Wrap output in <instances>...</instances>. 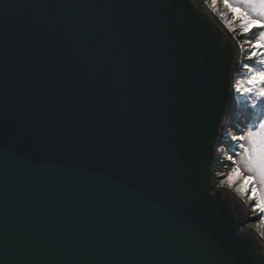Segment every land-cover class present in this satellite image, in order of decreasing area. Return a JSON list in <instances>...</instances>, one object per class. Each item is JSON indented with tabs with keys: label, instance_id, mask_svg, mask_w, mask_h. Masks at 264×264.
<instances>
[{
	"label": "water",
	"instance_id": "95a60500",
	"mask_svg": "<svg viewBox=\"0 0 264 264\" xmlns=\"http://www.w3.org/2000/svg\"><path fill=\"white\" fill-rule=\"evenodd\" d=\"M209 9L0 0V264L264 259L214 172L241 51Z\"/></svg>",
	"mask_w": 264,
	"mask_h": 264
},
{
	"label": "snow or ice",
	"instance_id": "6c2138e0",
	"mask_svg": "<svg viewBox=\"0 0 264 264\" xmlns=\"http://www.w3.org/2000/svg\"><path fill=\"white\" fill-rule=\"evenodd\" d=\"M217 3L218 0H212L214 7ZM222 3L226 12L221 13V17L232 32L244 38L240 48L243 50L244 44L248 45L245 59L253 63L243 66L253 71V75L244 91L255 97L251 101L252 107L259 106L261 110L254 122L239 129L240 135L232 136L233 141H239L235 147L240 151L234 150L239 163L233 160V156L228 157L235 165L228 181L233 183L238 179L237 191L251 193L249 198L256 202L253 211L258 209L264 213V0H222ZM229 14L230 20L227 18ZM255 257L253 264H264V259Z\"/></svg>",
	"mask_w": 264,
	"mask_h": 264
},
{
	"label": "bare ground",
	"instance_id": "6f19581e",
	"mask_svg": "<svg viewBox=\"0 0 264 264\" xmlns=\"http://www.w3.org/2000/svg\"><path fill=\"white\" fill-rule=\"evenodd\" d=\"M204 2H206L208 5H209V7H210V9H211V12H212V14L214 13V15L224 24V25H227L226 23H225V20L221 17V13H225L226 12V9L224 8V6H223V3H222V0H218V3H217V5L214 7L213 6V4H212V0H204ZM201 4L203 5V1H201ZM204 6V5H203ZM209 9V10H210ZM229 20L231 19V15L229 14L228 15V17H227ZM236 25H234V27H235ZM233 35L236 37V40L238 41V43H239V45H240V43H242L243 42V40H240V38H243V37H241V36H239V35H237V34H235L234 32H233ZM247 48H248V45L247 44H244V49L242 50L241 48H240V46H239V50L241 51L240 52V54L242 55V57H241V55H240V57L238 58L239 59V65H240V63H241V70L239 69V72H238V75H237V79H236V85L238 86V85H240L241 83H242V80H243V78H244V76H245V72H247V73H252V71H248V69H244L243 67V65L244 64H246V62H247V60L245 59V55H246V50H247ZM247 64H249V63H247ZM245 80H247V78H245ZM245 100H246V96H243V95H238L237 96V99H236V103H237V105H238V107H239V113L236 115L235 114V117L238 119V118H240V117H242V118H244V116H241L242 115V113H241V111L240 110H242L245 106H246V102H245ZM243 111V110H242ZM243 121H241V123H242ZM240 123V124H241ZM237 130V129H236ZM227 132V131H226ZM225 132V133H226ZM233 135H236V132L234 131V132H232V131H230L229 132V135H226V140L228 141V143H226L225 145H228V144H230V143H232V136ZM224 145V144H223ZM230 148L228 149V150H226V152H225V154L227 155V156H229V154H230ZM230 163V160L226 157V158H224V156H223V151H222V148L221 147H219L218 148V154H217V157H216V160H215V166H214V172H215V174H216V177H217V179L219 178V176H218V174H219V169H220V167L221 166H224V168H225V170H224V176H223V178L224 179H218V186H222V187H224L225 189H227V190H230V192H234L235 193V197L238 199V200H240V202H244V206H246L247 208H248V211H250V208L251 207H253V205L254 204H252L251 205V203H254L253 202V200L252 199H250L249 197H250V195H251V193H248V194H245V193H243V192H239V191H237V188L240 186V184H239V181H238V179H236L235 180V182H233V183H229V181H228V176H229V174L231 173V168L228 166H226L227 164H229ZM221 173V172H220ZM253 213L254 214H256L257 213V211H253ZM249 216H250V214H249ZM255 217V216H254ZM252 219V217H250V220ZM249 220V221H250ZM249 221H248V223H247V225H244V226H242V228H241V230L242 229H244V228H248V229H250L254 234H256V235H258V237H261V240H263L264 241V232L261 230V228L260 227H257L256 225L254 226V225H252V223H249Z\"/></svg>",
	"mask_w": 264,
	"mask_h": 264
},
{
	"label": "rangeland",
	"instance_id": "374dc122",
	"mask_svg": "<svg viewBox=\"0 0 264 264\" xmlns=\"http://www.w3.org/2000/svg\"><path fill=\"white\" fill-rule=\"evenodd\" d=\"M208 1V0H207ZM237 31H238V29H237ZM235 34H237L236 32H234ZM244 38H240V40H243ZM247 63H249V64H252L253 62L252 61H249V60H247V62H246V64ZM244 69H248V71H250L249 70V68H245V67H243ZM246 74H245V76H244V78H243V80H242V83L240 84V85H238V91H239V93H238V95H243V96H246V100H245V102H246V106L242 109L243 110V113H242V115L241 116H244V118H242V117H240V118H236V117H234L233 119H231V121H230V125H229V127L227 128V132L225 133V135H229V132L230 131H232V132H236V135H240V132H239V129L240 128H246V126L247 125H249V124H251L252 122H254L255 120H256V118H257V116L260 114V109H259V106L256 108V109H254L253 107H252V104H251V101L253 100V99H255V97L254 96H251V95H249V94H247L244 90L247 88V87H249V85H248V83H247V81H248V79L253 75V71H252V73H247V72H245ZM245 78H247V80H245ZM241 121H243L242 123H241ZM241 123V124H240ZM237 129V130H236ZM237 143H239V141H232V143H230V144H228V145H222L221 146V148H222V151H223V156H224V158H228L229 156H233V160H235L236 161V163H239V158L238 157H236L235 155H234V150L235 151H240V149H238V148H236L235 147V145L237 144ZM230 148V154H229V156H227L226 154H225V152H226V150H228ZM227 167L229 166L230 168H231V170H232V168L235 166L234 164H233V161L232 160H230V163L229 164H227L226 165ZM224 170H225V168H224V166H221L220 167V169L218 170L219 171V174H218V176H219V180L221 179H224L223 178V174H224ZM243 170V169H242ZM221 172V173H220ZM247 173H245V175H246ZM254 203H251V205L252 204H255L256 202L255 201H253ZM255 211H257V213L256 214H254L253 213V207H251L250 208V212H251V214H250V217H252V219L249 221V223H252V225H256L257 227H260L261 228V230L264 232V213H260L259 212V210L258 209H256ZM255 216V217H254Z\"/></svg>",
	"mask_w": 264,
	"mask_h": 264
}]
</instances>
